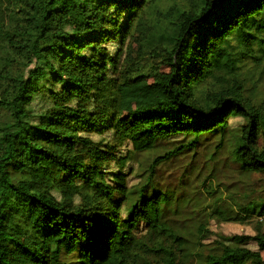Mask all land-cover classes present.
<instances>
[{
    "label": "trees",
    "instance_id": "1",
    "mask_svg": "<svg viewBox=\"0 0 264 264\" xmlns=\"http://www.w3.org/2000/svg\"><path fill=\"white\" fill-rule=\"evenodd\" d=\"M0 45V264H182L185 240L162 219L169 196L151 187L156 168L223 138L231 118L242 120L233 161L264 172V99L245 95L243 77L247 59L264 58V0H0ZM48 78L58 90L41 86ZM37 96L49 106L34 120ZM161 142L178 146L129 188L127 162ZM216 202L194 255L264 264L256 225L252 237L208 230L264 219V201L233 218Z\"/></svg>",
    "mask_w": 264,
    "mask_h": 264
},
{
    "label": "rangeland",
    "instance_id": "2",
    "mask_svg": "<svg viewBox=\"0 0 264 264\" xmlns=\"http://www.w3.org/2000/svg\"><path fill=\"white\" fill-rule=\"evenodd\" d=\"M176 0H174L175 2ZM178 1V0H177ZM2 45V44H1ZM0 45V64L7 61L5 55H9L6 49ZM116 44L107 45L110 53L117 50ZM247 68L244 69L245 95L252 97L255 101L264 99V58L260 62L247 59ZM41 86L48 89L58 90V86H52L50 79H46ZM49 106L44 96H37L28 106V111L36 120ZM8 113L0 111V122L6 121ZM242 124L240 118L228 120V127L223 138L211 136L202 138L200 144L192 151H184L179 155L160 163L156 168L151 187L167 193L169 205L163 207V220L175 222L181 236L184 238L181 253L182 264H203L195 253V230L198 224L205 223L206 209L214 202L224 209L228 216L233 218L239 206L248 202L261 203L264 201V172L260 174L246 173L239 169L231 157V151L237 144V127ZM111 133L103 136H92L93 141H108ZM178 143H158L149 151L133 155L132 163L127 162L123 174L126 176L127 186L134 188L140 183L145 184L147 168L154 158L161 156L170 149L177 147ZM130 145L124 143L119 149L117 156L124 157L130 152ZM115 166H109L114 172ZM132 190L129 201L132 202L136 195ZM254 222V221H253ZM240 225L233 222L208 221V230L212 234L231 236H254V226L258 227L264 235V219L256 220ZM214 236L208 241L212 242ZM207 242V241H206ZM251 250L257 247L253 241L246 246ZM264 258V254H263Z\"/></svg>",
    "mask_w": 264,
    "mask_h": 264
}]
</instances>
